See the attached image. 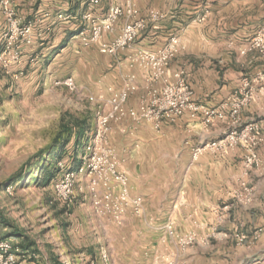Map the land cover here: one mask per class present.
<instances>
[{"label": "crops", "instance_id": "1", "mask_svg": "<svg viewBox=\"0 0 264 264\" xmlns=\"http://www.w3.org/2000/svg\"><path fill=\"white\" fill-rule=\"evenodd\" d=\"M12 2L21 23H34V27L31 44L19 42V63L12 66L10 74L2 76L5 73L0 68V93L16 85L32 87L45 78L48 65L60 51L77 47L76 53L88 50L105 58L104 66L95 65L96 72H105L103 77L90 76L89 85L76 80L77 97H83L84 90L106 110L110 89L119 90L124 77L134 75L135 90L126 108L135 109L149 81L131 58L139 51L159 50L171 37L179 36L182 46L170 64L169 75L184 71L192 100L217 107L239 87L240 79L248 76L254 82L255 95L242 110L241 121L264 125V55L257 50L241 54L249 40L264 29V0H211L207 4L204 0H133L138 17L147 20V28L128 48L112 56L97 45L82 46L78 38L86 24L83 16L91 13L103 18L114 4L112 0H101L97 6L90 0ZM205 9L209 10L205 22L196 23L195 17ZM151 11L158 12L160 18L150 20ZM124 23L120 20L108 39L112 40ZM7 28L0 12V51ZM17 73L21 77L15 81L12 74ZM95 125L94 117L91 132L96 131ZM107 132L105 146L126 174L131 195L142 199V207L139 215L126 211L120 225L91 209L97 229L104 227L108 234L101 244L106 256L102 261L100 253L101 264H152L154 254L169 255L177 264H264V168L246 170L240 147L192 159L193 148L223 140L230 133L224 121L205 128L199 117L193 119L186 112L155 130L149 123L125 117L110 122ZM247 199L248 204L244 203ZM167 222L174 223L176 232H192L195 244L180 252L170 240L163 243ZM8 233L0 226V237ZM26 235L24 242L23 237H10L18 264H49L50 252H41L34 232ZM18 245L25 247L19 249ZM87 262L85 259L84 264Z\"/></svg>", "mask_w": 264, "mask_h": 264}, {"label": "rangeland", "instance_id": "2", "mask_svg": "<svg viewBox=\"0 0 264 264\" xmlns=\"http://www.w3.org/2000/svg\"><path fill=\"white\" fill-rule=\"evenodd\" d=\"M112 1L114 5L121 8L126 7V4L130 2L137 10L133 0H124L126 1L123 2L124 5L118 3L119 0ZM122 19L125 20L124 18L120 20ZM98 48L100 49L99 46ZM76 49L77 47H72L60 51V55L55 56L48 65L45 78L33 84L32 87L22 88L16 85L9 92L0 93V184H3L0 187V214L24 234L34 232L38 246L44 255L53 252L64 264H84L85 259H88L87 264L91 262L101 264L99 255L101 253L103 261L104 251L101 244L105 243L108 234L104 227L98 230L95 226L96 219L91 214L88 182L82 178L81 189L79 190L78 186L75 187V200L69 211H65L56 200L52 189V181L55 179L42 184L44 175V171H41L42 156L44 155L45 159L48 154V150L47 153H44V150L48 147L53 148L55 141L62 138L67 139L65 141L67 153H72L77 143L76 132L68 135V132H64L65 128H71L69 121L73 118L86 117L92 127L98 106L88 100L91 95L84 90L81 91L83 97H77L80 89L79 82L76 80L80 79L83 84L89 85L92 83L90 76L97 79L103 77L105 72H96L95 65H105L104 55L88 50L76 53L74 51ZM67 77L75 81L77 93H71L65 87L54 84L55 80H63ZM253 83L248 76H243L239 87L224 102L214 108H224L225 119L223 121L228 127V132H253L251 135L256 136L257 144L252 148L239 140L233 147L225 149L240 147L244 151L243 167L246 170L260 171L264 168V164L258 167L247 166V159L253 152L257 155L259 162L264 161V125L256 121L247 123L241 121L242 110L248 107L255 95ZM243 99L245 103L241 105L238 116L233 119L230 115V106ZM88 134V140H84L81 136L78 141V150L83 149V154L78 155L81 160L80 165L94 148V133L88 132ZM60 163L62 166L58 163L57 167L61 175L67 166L64 162ZM6 181L7 183L4 184ZM6 186H10L12 192L10 196L4 192ZM244 203L248 204L250 200L247 199ZM103 217L113 222L109 216L104 215ZM169 223L172 222H167L165 226ZM172 226L176 235L192 234L195 238L192 232L179 233L176 232L174 223ZM7 229L10 231V228ZM163 240V243L170 240L180 252L186 251L195 244L194 241L190 246L180 247L166 231ZM91 253L93 254L90 257ZM170 261L176 262L169 255L154 254L151 258L152 264L156 262L166 264Z\"/></svg>", "mask_w": 264, "mask_h": 264}, {"label": "built area", "instance_id": "3", "mask_svg": "<svg viewBox=\"0 0 264 264\" xmlns=\"http://www.w3.org/2000/svg\"><path fill=\"white\" fill-rule=\"evenodd\" d=\"M100 1L90 0V4L97 6ZM210 1L204 0L206 4ZM0 12L8 26L4 35V47L0 51V68L5 74H10L12 66L19 63V42L24 41L27 45L31 44L34 23H21L12 0H0ZM208 13L209 10L205 9L195 17L194 21L199 24L205 22ZM121 18L125 19V23L118 34L112 40L106 38L114 32L115 25ZM159 18L158 12H150V20L155 21ZM83 20L86 24L78 32L82 46L97 45L110 56L115 55L119 50L128 48L139 34L146 30L148 25L147 20L138 17V11L130 2L124 8L113 4L102 20L90 14H85ZM181 46V38L173 36L161 49L153 52L139 51L135 57L131 58V62L138 65L148 76L149 86L146 94L135 109H127V101L135 90V76L126 75L119 90L110 89L108 108L105 110L103 105L97 104L95 144L92 152L75 170L66 169L54 184V193L63 205L71 207L74 204V189L78 186L80 190L81 179L85 178L90 191L91 208L95 215H107L114 223L120 225L126 211L131 210L135 215L140 214L142 199L131 195L126 174L120 171L117 158L105 146L110 122H117L129 117L134 122H146L151 124L155 130H159L164 123L175 122L186 112L193 119L199 117L201 125L205 128H210L215 122L225 119L224 108H211L192 100V90L183 70L169 75L170 64L176 58ZM253 50L264 55V29L249 40L245 48L241 50V54ZM20 77L21 73L12 74L15 81H18ZM158 82L162 83L160 87L156 86ZM54 84L65 87L71 93L77 92L75 81L71 77L55 80ZM88 100L91 103H96L92 96ZM244 103L245 99L230 106V115L233 119L238 116L241 105ZM251 133L253 132H232L222 141L193 148L192 159L197 160L205 152L233 147L239 140L244 141L252 148L256 146L257 138ZM261 164H264V161L259 162L257 155L251 152L247 159V166L258 167ZM59 166H62L61 163ZM6 192L10 194V188H7ZM165 231L180 247L190 246L195 241L192 234L176 235L172 223L165 226ZM16 252L17 250L10 240L0 239V264H18ZM102 257L103 260H106L104 253H102ZM166 264L177 263L170 261Z\"/></svg>", "mask_w": 264, "mask_h": 264}, {"label": "trees", "instance_id": "4", "mask_svg": "<svg viewBox=\"0 0 264 264\" xmlns=\"http://www.w3.org/2000/svg\"><path fill=\"white\" fill-rule=\"evenodd\" d=\"M69 123L71 124V126H70L71 128L70 129L65 128L64 132H68V135L71 132H76L75 135L77 137L76 138L77 143H76L75 148L72 149V153H67V150H66L67 149L66 148L67 143H65V141H67V139L63 140L62 138H58L55 141L53 148L48 147L44 150V153L45 152L47 153V150H48V154H47L46 158L44 159V155L42 156L41 171H44V175L42 178V184L49 183L50 181L55 179L54 181H52V189L54 187V184L61 177L59 168L57 167L58 163L64 162V164H66V166H67V169H70V170H75L78 166H80L81 160H80L79 156L83 154V149H82V151L78 150L79 149V145H78L79 138L82 136V137H84L83 138L84 140H88V137H89L88 132H90V134L94 133V132H91L92 131L91 125L88 123L87 117L86 118H80V119L79 118H73L71 121H69ZM80 149H81V147H80ZM6 183H7V181L4 184H6ZM2 185L3 184H0V187ZM7 188H10V186H6L4 192L7 195H9L6 192ZM53 192H54V190H53ZM11 194H12V192L10 191V195ZM56 200L65 211H69L70 208L73 206L72 205L71 207H66L57 199V197H56ZM0 226H2V227L5 226V228H10L9 233L5 237H0V239L10 240V237H15V238L23 237L22 242H24L28 238L26 234H24L23 232H21L20 230H18L16 228H14L12 226V224H10L1 214H0ZM24 247H25L24 245H18L19 249L24 248ZM48 260H49V264H64L59 259V257L57 255H55L53 252H50V254L48 256Z\"/></svg>", "mask_w": 264, "mask_h": 264}]
</instances>
